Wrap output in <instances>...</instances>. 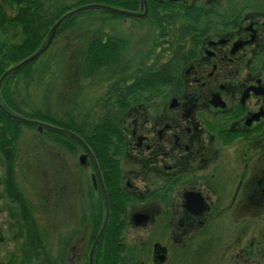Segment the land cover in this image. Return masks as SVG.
Segmentation results:
<instances>
[{
    "label": "flooded vegetation",
    "instance_id": "flooded-vegetation-1",
    "mask_svg": "<svg viewBox=\"0 0 264 264\" xmlns=\"http://www.w3.org/2000/svg\"><path fill=\"white\" fill-rule=\"evenodd\" d=\"M141 2L130 11L144 12ZM145 2L143 17H123L150 22L144 59L121 63L124 51L98 101L103 125L107 98L117 101L110 151L97 158L85 142L80 153L87 208H99L101 228H119L114 264H264V0ZM139 63L173 65L175 75L155 88L109 91L134 84ZM106 159L117 167L114 192ZM5 181L0 153V200L11 204L14 235L22 237L21 251L9 250L0 229V264L20 260L27 243ZM69 192L63 206L56 188L52 198L51 263L69 264L81 242L84 264H106V235L89 242L93 222L82 219ZM75 210L79 228L59 231ZM60 214L68 219L55 222Z\"/></svg>",
    "mask_w": 264,
    "mask_h": 264
},
{
    "label": "trees",
    "instance_id": "trees-1",
    "mask_svg": "<svg viewBox=\"0 0 264 264\" xmlns=\"http://www.w3.org/2000/svg\"><path fill=\"white\" fill-rule=\"evenodd\" d=\"M5 2L14 6L15 12L9 15L2 4H0V78L7 69L38 50L45 42L53 24L67 11L91 3H100L125 10H137L139 6V0H74L71 3H67L64 0H5ZM120 17L125 16L104 9H89L63 20L55 31L52 43L40 56L3 78L0 84V103L9 111L21 117L41 121L74 132L90 146L97 158L100 155H107L111 144H113L110 139L113 138L114 134V108L117 101L107 98V102L104 104V117L106 120L103 125L102 115L98 112H95L93 121L90 120V122L87 120V115L83 118L80 115L75 117L71 111H67L63 115H59L56 112L52 113L49 98H44L40 108H34L28 102L27 95L21 93V89L22 87L25 89V85L32 79V73L36 71L39 60L45 56L53 45L54 39L66 32H71L72 39L78 42V48L74 54L75 62L72 68L78 80L86 82L96 74L98 75L101 70H107L106 80L115 77L119 74V69H121L118 59L128 46V40L120 33L114 31L115 29L112 27V21ZM135 19L139 21L146 20V18ZM86 22L88 23L87 28L80 30L82 28L81 25ZM138 65H140L141 69L138 70V76L134 84H132L133 86L123 83L120 90L116 83L112 85L109 91L129 90L131 87H136L135 90L155 88L167 84L166 78L168 75L174 77L176 71V67L173 65H166L152 70L144 66V63H139ZM58 66H60V60L56 58L50 68L49 65L47 67L49 68V75L55 73V69ZM42 74L38 72V78L43 81ZM51 79L49 78L46 81L49 86L56 81V79ZM48 89L49 87L46 88V90ZM100 100L104 102L106 98H99L98 101ZM88 115H91V113ZM48 120L51 121L49 122ZM22 127L35 128L39 132L35 125L17 121L0 109V153L4 158L5 191L9 200L20 208L19 217L24 226L27 240L25 251L20 260L14 258L9 264H52L50 254L47 253L44 246V225H42L43 218L41 214L46 215L51 212L55 188L59 199L58 204L63 206L67 202L69 191L74 188V185L80 184L77 189L78 192L74 195V204L76 203L79 206L82 219H89L93 222V225H90L89 242L101 230V214L99 208L96 210L92 206L87 208L85 199H83V192L85 186H88L89 189L91 187L86 184L84 178L82 182L79 179L73 182L63 180L60 185L56 182L54 186L51 185L48 188L44 182L45 176L48 174L37 164L32 168V172L34 171V175L39 174L38 180H36L30 168L21 170L30 187L28 190L23 188L18 173L21 165L18 158V144ZM107 130L111 136H105ZM39 133L43 134L51 144L70 153H75L76 149L78 150L79 148L83 150L79 142L62 132L43 128ZM105 162L106 167L110 168V160L106 159ZM80 166L83 169V166ZM110 172L107 186L109 191L114 192L110 189L112 186L110 181H113L116 177L117 167L115 164L113 168H110ZM90 203H93L92 196H90ZM83 222L80 221L82 223L80 229L84 225ZM103 233L107 237V248L111 252L106 258V264H114L117 261L115 252L120 249L119 242H117L119 228H115L112 223L107 228H104ZM34 260H37V263Z\"/></svg>",
    "mask_w": 264,
    "mask_h": 264
},
{
    "label": "rangeland",
    "instance_id": "rangeland-1",
    "mask_svg": "<svg viewBox=\"0 0 264 264\" xmlns=\"http://www.w3.org/2000/svg\"><path fill=\"white\" fill-rule=\"evenodd\" d=\"M64 1L71 3L74 0ZM0 4H2L9 15L15 12V7L5 2V0H0ZM87 26V22L83 23L80 30L87 28ZM112 27L115 29L114 31L122 33V35L128 39V46L121 56V63L130 64L132 60L140 57V50L145 49L151 24L148 20L139 21L133 18L120 17L112 21ZM77 48L78 42L72 39L71 32L61 34L54 39L53 45L49 48L45 56L39 60L36 71L32 73V79L25 85V89L23 87L21 89V93L27 95L28 102L34 108H40L43 104L42 102L44 101V98H49L48 100L52 108V113L56 112L59 115H63L67 111H71L75 117L80 115V117L83 118L89 113L97 112L99 107L98 98L102 93L103 87L106 83L110 84L112 81H109L110 79L106 80L108 74L107 70H101L98 75L96 74L94 77L86 81L87 83L78 80L74 71H72L73 63L75 62L74 54L75 51H77ZM56 58L60 60V66L55 69V73L49 75L48 69ZM48 65L49 68H47ZM38 72L41 74L43 73L44 82L39 80ZM49 78L56 79L55 83L50 86L46 82ZM47 87H49L48 90H46ZM48 121L50 122L51 120ZM18 148V158L21 164L18 170L19 180L25 190H28L30 187L21 170L30 168L32 172V168L37 164L48 174L44 179L45 186L48 188L51 185L54 186L56 182L60 185L63 183V180L73 182L74 180L77 181L79 179V181L82 182L84 170L78 164V155L82 152V149L79 148L78 150L76 149L75 153H70L51 144L46 140L44 135L37 132L35 128L31 129L26 127H22L21 129ZM33 172L32 174L34 175ZM38 176V173L34 175L36 180L39 179ZM40 182H42V180H40ZM79 186L80 184H77V186L74 185L75 193L78 192L77 189ZM9 205H11L9 202H2V200H0V229H2L5 234H8L6 235L8 249L21 251L17 244H20L22 237L20 236L18 238L14 235L18 234L14 233V231H17L15 230L16 226L8 216L11 208ZM61 210L63 213L68 212V208H63ZM74 213L73 220L69 221L66 225L62 223V226H58L59 231L60 229H66L72 226L76 228L78 226L76 222L79 215L76 210ZM41 217L43 218L42 225H44L45 250L47 253L51 254L52 247L54 246V239H52L51 212L46 215L41 214ZM64 219H68V216L60 214L55 222ZM15 223L17 224L16 221ZM8 224L11 229L8 227ZM14 236L16 237L15 239H13ZM82 247L84 246L80 242L74 252L77 254H74V257L69 264H84L83 255L87 256V253L82 251ZM34 262L37 263V260H34Z\"/></svg>",
    "mask_w": 264,
    "mask_h": 264
},
{
    "label": "water",
    "instance_id": "water-1",
    "mask_svg": "<svg viewBox=\"0 0 264 264\" xmlns=\"http://www.w3.org/2000/svg\"><path fill=\"white\" fill-rule=\"evenodd\" d=\"M141 4L144 6V12L142 13H138V12H134V11H130V10H125V9H121V8H117V7H112V6H108V5H104V4H100V3H91V4H85L76 8H73L69 11H67L66 13H64L51 27L50 32L45 40V42L41 45V47L36 50L33 54H31L30 56H28L27 58H25L24 60H22L21 62L13 65L12 67H10L9 69H7L5 71V73L1 76L0 78V84L1 81L3 80V78H5L9 73L21 68L22 66H24L25 64H27L30 61H33L35 58H37L38 56H40L46 49L47 47L52 43L54 35H55V31L58 28L59 24L65 20L66 18L81 12L83 10H89V9H104L107 11H111L114 13H118L127 17H143L146 14L147 11V5L145 0H142ZM142 8V6H141ZM0 109L5 112L8 116L12 117L13 119L23 122V123H29L32 125L36 126V129L41 132L43 128H48V129H52L58 132H62L63 134H67L69 135L71 138L75 139L77 142H79L81 144V146L83 147L84 150H87V146L85 144V142L74 132L72 131H68L65 129H61L58 128L56 126L50 125L48 123H44L41 121H37V120H33V119H27L24 117H21L19 115H16L15 113L9 111L6 107H4L1 103H0ZM79 161L81 164L84 163V159H85V155L84 154H80L79 155ZM104 227L101 228L98 237H100L103 233Z\"/></svg>",
    "mask_w": 264,
    "mask_h": 264
}]
</instances>
